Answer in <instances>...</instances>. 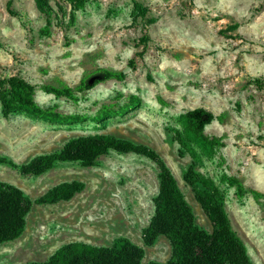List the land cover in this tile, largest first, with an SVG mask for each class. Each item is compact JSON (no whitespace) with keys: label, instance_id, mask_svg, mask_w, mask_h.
<instances>
[{"label":"rangeland","instance_id":"1","mask_svg":"<svg viewBox=\"0 0 264 264\" xmlns=\"http://www.w3.org/2000/svg\"><path fill=\"white\" fill-rule=\"evenodd\" d=\"M6 1L0 0V77L18 75L35 86H73L95 68L121 71L124 77L99 82L74 100L35 89L32 98L39 106L87 118L57 124L21 111L0 113V157L19 165L58 151L70 138L92 134L145 146L171 172L194 224L209 232L210 223L183 179L191 159L172 137L179 116L201 107L213 115L204 135L222 145L208 156L189 143L200 160L190 178L214 183L251 264H264V0H137L151 20L141 57L136 53L142 22L131 21L130 0H89L68 25L67 15L61 18L56 10L57 3L68 10L67 4L49 0L57 18L47 36L39 33L44 17L32 0H10L13 15ZM130 94L140 99L135 108L100 122L89 119L102 104L116 109ZM229 176L241 182V197L225 183ZM0 181L31 201L21 234L0 244V264L42 262L66 243L109 246L116 238L142 249L140 264H163L170 257L164 236L150 245L141 240L153 212L158 168L140 153L109 150L91 165L59 161L38 175H20L2 162ZM65 181H79L82 188L66 201L34 202ZM250 190L260 195L255 198Z\"/></svg>","mask_w":264,"mask_h":264},{"label":"trees","instance_id":"2","mask_svg":"<svg viewBox=\"0 0 264 264\" xmlns=\"http://www.w3.org/2000/svg\"><path fill=\"white\" fill-rule=\"evenodd\" d=\"M89 0H62L68 6L56 4V10L61 18L67 15L66 25L75 20V13L82 9ZM35 9L44 17V24L39 29L42 35H49L51 21L57 14L49 0H32ZM131 2V21L137 19L142 22L141 36L138 38L141 57L149 40L146 25L151 22L146 19L148 9L137 0ZM10 0L6 1V10ZM62 22V21H61ZM60 24V21H59ZM231 25V29L236 28ZM133 66V60L128 62ZM124 74L106 68H95L84 75L73 85L42 84L35 86L18 75L0 77V113L7 117L10 113L21 111L42 121L65 124L75 123L86 119L85 115L70 113L64 114L53 107H41L32 98L35 89L54 97L64 96L75 99L76 94L86 92L99 82L108 79L122 80ZM258 83L257 79H253ZM140 99L135 94L126 97L118 108L114 105L102 104L89 117L90 120L100 122L103 118L111 117L124 110L138 106ZM213 119V115L196 107L182 113L179 118V129L173 131V139L179 148L187 152L191 163L183 179L193 190L194 198L210 223L207 232L194 224L192 212L184 201L176 182L158 155L151 149L135 145L123 139L108 134H92L76 136L68 139L58 151L36 155L29 160L14 165L0 157V163L16 167L20 175H38L46 171L54 162L78 161L82 165H91L95 159L108 152L133 151L152 160L158 168V187L152 199L153 212L147 226L141 232V240L150 245L154 239L162 235L170 245L171 254L163 264H251L241 239L235 234L223 206V196L214 183L207 178H198L197 182L190 178L193 173L192 165L199 162V158L189 147V143H197L205 155H212L222 145L217 137H208L203 133V127ZM228 186L234 187L236 197H241L244 190L241 182L234 176L225 178ZM82 188L79 181L60 182L46 190L35 199L37 204H50L57 201H66ZM250 194L257 198L260 194L254 190ZM31 205V201L22 191L6 182L0 181V244L17 238L24 228V218ZM142 249L125 238H116L109 246H94L82 242H70L57 248L45 261L28 262L26 264H140ZM148 264H159L150 262Z\"/></svg>","mask_w":264,"mask_h":264}]
</instances>
